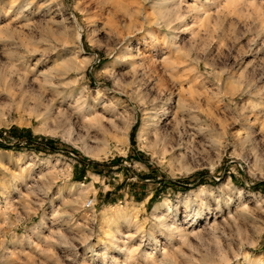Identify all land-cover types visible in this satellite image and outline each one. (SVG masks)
I'll return each mask as SVG.
<instances>
[{
	"label": "rangeland",
	"instance_id": "obj_1",
	"mask_svg": "<svg viewBox=\"0 0 264 264\" xmlns=\"http://www.w3.org/2000/svg\"><path fill=\"white\" fill-rule=\"evenodd\" d=\"M108 3L0 0V264H264V0Z\"/></svg>",
	"mask_w": 264,
	"mask_h": 264
},
{
	"label": "trees",
	"instance_id": "obj_2",
	"mask_svg": "<svg viewBox=\"0 0 264 264\" xmlns=\"http://www.w3.org/2000/svg\"><path fill=\"white\" fill-rule=\"evenodd\" d=\"M11 132H12V133H16L17 130H16L15 128H13V129L11 130ZM2 134H3V131L0 132V135H2ZM15 136H18V135L16 134ZM19 143H20V142H19ZM31 143H32L31 140H30V139H27V142H26L27 146L30 145ZM12 146H13V145H7V144H5V143H0V147H4V148H7V149L12 148Z\"/></svg>",
	"mask_w": 264,
	"mask_h": 264
},
{
	"label": "bare ground",
	"instance_id": "obj_3",
	"mask_svg": "<svg viewBox=\"0 0 264 264\" xmlns=\"http://www.w3.org/2000/svg\"><path fill=\"white\" fill-rule=\"evenodd\" d=\"M109 1H110V0H101V2H103L104 4L108 3ZM104 4H103V5H104ZM108 4H109V3H108ZM34 49H35V48H34ZM35 51H37V49H35ZM79 51H81V49H80ZM79 51H78V52H79ZM166 61H167V60H166ZM86 63H87V62H86ZM102 213H103V215H104L105 212L103 211ZM176 228H178V227H176ZM178 231H180V230H178ZM181 233H182V232H181Z\"/></svg>",
	"mask_w": 264,
	"mask_h": 264
},
{
	"label": "built area",
	"instance_id": "obj_4",
	"mask_svg": "<svg viewBox=\"0 0 264 264\" xmlns=\"http://www.w3.org/2000/svg\"><path fill=\"white\" fill-rule=\"evenodd\" d=\"M94 203H93V200H89L88 202H87V205L88 206H92Z\"/></svg>",
	"mask_w": 264,
	"mask_h": 264
}]
</instances>
